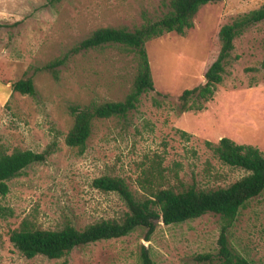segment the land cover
<instances>
[{
  "label": "rangeland",
  "instance_id": "obj_1",
  "mask_svg": "<svg viewBox=\"0 0 264 264\" xmlns=\"http://www.w3.org/2000/svg\"><path fill=\"white\" fill-rule=\"evenodd\" d=\"M168 0H0V152H42L54 136L59 150L46 163L8 182L0 205V264H139L145 246L156 264H203L199 255L216 254L219 215L208 213L182 224L156 223L146 230L75 248L62 259L25 257L10 236L23 221L45 230L67 224L77 229L102 220L124 219L129 211L115 192L93 181L103 176L126 181L137 198L150 188H226L248 173L218 159L207 143L226 137L264 154V21L238 37L224 80L205 109L180 112L185 90L206 82L217 59L222 26L264 6V0H219L203 6L193 28L150 40L147 51L155 90L144 93L126 118L94 123L85 153L66 145L71 105L122 101L130 92L136 59L117 46L73 53L104 27L133 31L147 18L158 19ZM69 55L57 68L44 67ZM32 78L35 97L14 92L12 84ZM230 244L253 264H264V192L253 199L230 229Z\"/></svg>",
  "mask_w": 264,
  "mask_h": 264
},
{
  "label": "trees",
  "instance_id": "obj_2",
  "mask_svg": "<svg viewBox=\"0 0 264 264\" xmlns=\"http://www.w3.org/2000/svg\"><path fill=\"white\" fill-rule=\"evenodd\" d=\"M61 0H50L52 5ZM219 0H168L167 10L158 19L147 18L133 31L125 28L104 27L95 30L90 36L73 48V53L90 51L108 46H117L134 54L136 73L130 92L122 101L92 102L88 105H71L69 112L73 124L65 137V143L83 155L87 149L94 123L99 119L112 117L126 118L138 107L144 93L154 91L155 83L147 51V43L168 33L184 35L193 28L199 10ZM264 21V6L244 13L231 23L221 27L219 39L221 49L217 59L208 68L206 82L188 89L180 96V112L201 111L213 98L217 85L224 80L226 67L230 64L235 40L252 26ZM69 55L57 58L44 68L51 70L54 78L59 79L57 68L66 65ZM14 92L35 97L37 94L34 80L22 78L12 84ZM223 163L245 170L248 174L226 188L213 190L189 187L182 191L172 188H150L148 195L137 198L124 179L103 176L93 181V186L101 191L115 192L125 202L128 212L121 221L102 220L77 229L67 224L58 230H45L23 221L20 228L11 233L10 240L27 258L38 255L49 259H62L75 248L87 246L103 240L126 237L138 229L146 230L150 240L155 232L156 223L165 225L182 224L195 220L205 214L220 216L221 227L216 254L197 257L203 264H253L241 256L230 244V229L236 222L240 211L264 192V154L251 145L237 144L230 138H222L217 145L207 143ZM59 139L54 136L42 152L15 149L11 154L0 152V193L9 192L8 182L24 174L33 165L44 164L59 150ZM0 215H13L11 209L0 205ZM139 264H156L149 250L143 246Z\"/></svg>",
  "mask_w": 264,
  "mask_h": 264
}]
</instances>
